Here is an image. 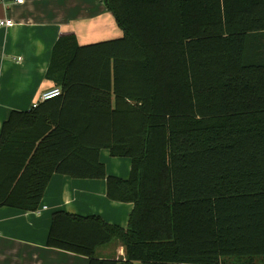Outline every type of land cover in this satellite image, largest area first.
Segmentation results:
<instances>
[{
    "label": "trees",
    "instance_id": "obj_1",
    "mask_svg": "<svg viewBox=\"0 0 264 264\" xmlns=\"http://www.w3.org/2000/svg\"><path fill=\"white\" fill-rule=\"evenodd\" d=\"M122 35L56 40L61 95L0 132V208L37 211L54 174L105 179L126 228L52 214L47 245L88 264H222L264 257V0H101ZM102 149L129 157L110 175ZM126 258H101L113 241Z\"/></svg>",
    "mask_w": 264,
    "mask_h": 264
},
{
    "label": "crops",
    "instance_id": "obj_2",
    "mask_svg": "<svg viewBox=\"0 0 264 264\" xmlns=\"http://www.w3.org/2000/svg\"><path fill=\"white\" fill-rule=\"evenodd\" d=\"M53 1L0 2V19L13 21L10 27L0 26V132L12 110L29 109L44 91L53 87L45 74L61 34L75 32L81 44L111 38V31L101 19L103 14L110 16L106 9L96 17L84 18L76 12L78 18L64 22ZM118 32L115 35L120 37L122 31ZM100 159L108 174L129 178L131 158L115 157L108 149H102ZM133 208V203L108 198L105 179L54 174L37 211L0 208V264H88L87 256L47 245L52 214L66 210L83 216L101 215L108 223L126 228ZM96 254L101 258L124 259L126 248L116 240L101 246ZM257 259L264 264V257L256 258L254 264H258ZM222 264H247V259L224 257Z\"/></svg>",
    "mask_w": 264,
    "mask_h": 264
},
{
    "label": "rangeland",
    "instance_id": "obj_3",
    "mask_svg": "<svg viewBox=\"0 0 264 264\" xmlns=\"http://www.w3.org/2000/svg\"><path fill=\"white\" fill-rule=\"evenodd\" d=\"M52 5L53 7L55 6L57 12H59L62 15V19L64 22L68 18H74V17L78 18L79 14H76V12L77 13L81 12L84 18L88 16L96 17L101 13V10L103 9H106L105 12L109 13V11L107 10V8L105 7L104 3L101 0H55L52 2ZM101 19H103L105 24L107 25L106 26L107 30L111 31L110 37L111 38L117 37V35H115L116 31L118 32V30L121 29L117 26L115 19H113V15L110 14L109 16V14H103L101 16ZM111 24H113L114 27L111 26ZM31 107H33V104ZM257 260H258V264H263L261 263L262 259H257Z\"/></svg>",
    "mask_w": 264,
    "mask_h": 264
},
{
    "label": "built area",
    "instance_id": "obj_4",
    "mask_svg": "<svg viewBox=\"0 0 264 264\" xmlns=\"http://www.w3.org/2000/svg\"><path fill=\"white\" fill-rule=\"evenodd\" d=\"M23 1L24 0H0L1 3H23ZM11 25H13L11 19H0V26L10 27ZM61 93L62 91L60 87H52L41 94L39 100L33 103V107H37L40 102L57 97L61 95Z\"/></svg>",
    "mask_w": 264,
    "mask_h": 264
}]
</instances>
